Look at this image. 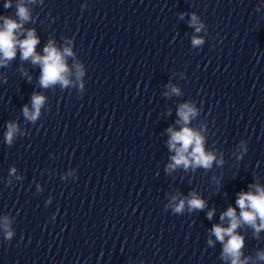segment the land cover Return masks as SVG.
Returning a JSON list of instances; mask_svg holds the SVG:
<instances>
[{"label": "clouds", "instance_id": "clouds-1", "mask_svg": "<svg viewBox=\"0 0 264 264\" xmlns=\"http://www.w3.org/2000/svg\"><path fill=\"white\" fill-rule=\"evenodd\" d=\"M34 3L35 0H29ZM5 8L11 7L10 0L4 4ZM19 23L17 20L7 16L0 17L3 19V25L0 26V66H6L7 62L13 59L16 55L17 47L21 51V59H31L33 64L41 66L40 85L44 88L54 86L59 83L62 87H67L69 79L67 78L69 69L66 63V57L73 55L70 48L65 47L62 51L59 50L52 41L44 48V55L41 56L36 53V45L39 43L34 30H27V35L24 39H18V34L24 32L23 24L31 19L29 8L25 5L23 0L17 4V13ZM183 18V17H181ZM190 26L195 27L196 32H200L204 27L200 24L195 14L191 16ZM203 43V39L193 37V46H199ZM77 78L83 75V70L79 64L76 65ZM81 87H83L81 85ZM172 92L179 94V90L175 87ZM45 102V97L40 94L33 93L31 97V110L27 105L23 107V116L26 120L35 122L40 116V109ZM179 120L178 124L183 126L179 131L169 127L167 131L170 133L168 141L169 149L175 152L171 157L172 163L167 167L169 170L177 167L193 169L202 167L210 169L213 163L223 164V159L217 161L215 153L206 151L204 147V137L196 130L188 126L192 118L197 115L196 109L188 103L180 105L178 110ZM8 130L5 134L6 143L11 144L15 134L18 132V127L15 123H8ZM11 172L14 174L15 169ZM255 191L238 193L236 205L240 212L237 215L236 209L229 206L227 211L223 212L220 220H228V227H223L222 224H216L212 227V234L216 240L223 244L222 259L230 260L231 264H248V258L241 259L242 248L244 245V238L237 233V228L241 224H247L255 230V234L264 229V187L260 185H252ZM190 198L179 199L172 207L174 213H182L185 204H187L189 211L203 210L206 203L195 192L189 194ZM173 201L177 197H172ZM214 215V209L207 213L208 219ZM259 221V223H257ZM4 230V235L7 240H11L14 232L11 230L7 217L4 218V223L0 226ZM227 237V240L225 239ZM213 241L208 240V244L212 245ZM258 258L264 260V252L258 253Z\"/></svg>", "mask_w": 264, "mask_h": 264}]
</instances>
